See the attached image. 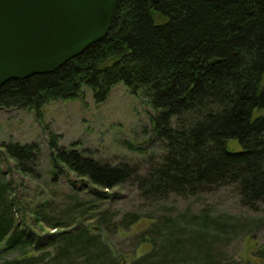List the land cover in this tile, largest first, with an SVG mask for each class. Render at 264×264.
Here are the masks:
<instances>
[{
	"label": "trees",
	"instance_id": "16d2710c",
	"mask_svg": "<svg viewBox=\"0 0 264 264\" xmlns=\"http://www.w3.org/2000/svg\"><path fill=\"white\" fill-rule=\"evenodd\" d=\"M118 83L153 109L148 140L155 149L143 167L97 160L58 145L50 133L54 173L63 167L76 177L75 188L77 182L88 183V192L107 200L114 196L107 190L129 182L149 203L229 186L241 206L259 210L264 205V0H117L103 38L51 72L5 81L0 109H29L41 118L50 101L77 99L90 89L94 101L102 102ZM229 139L241 149L231 151ZM1 146L17 170L34 173L35 142ZM11 189L0 181V250L20 249V256L1 264H31L39 257L52 264H187L197 258V244L210 228L204 217L203 229L183 241L172 236L178 222L167 220L158 241L146 234L148 242H136L130 254L142 243L149 249L126 260L102 237L99 225L41 234L13 222L12 205L18 201ZM38 206L34 223L45 214ZM106 213L101 211L96 222L102 224ZM44 218L54 229L66 224L59 217ZM55 236L59 242H32ZM26 247L40 254L22 250Z\"/></svg>",
	"mask_w": 264,
	"mask_h": 264
},
{
	"label": "rangeland",
	"instance_id": "374dc122",
	"mask_svg": "<svg viewBox=\"0 0 264 264\" xmlns=\"http://www.w3.org/2000/svg\"><path fill=\"white\" fill-rule=\"evenodd\" d=\"M152 113L153 109L122 83L113 86L102 102L94 101L90 89H85L82 97L77 99L50 101L43 107L41 118L29 109H0V181L10 183L11 194L14 193L18 201V205H12L13 222L20 221L26 228L41 234H56L67 228L72 233L99 225L106 242H111L115 250L130 260L149 249L147 243H142L130 254L136 242H148L144 239L146 234L157 241L164 235L165 229L159 230L162 222L176 220L178 223L173 225L172 236L185 241L197 234L198 229H203L199 223L208 217L207 238L198 242L197 258H189L185 263L264 264V205L259 210L241 206L229 186L188 198L170 195L160 202L149 203L140 197L134 186L124 182L112 189H103L114 195L107 200L95 198L88 192V183L77 182L79 187L75 188L71 180L76 177L63 167L55 173L52 170L50 133L56 135L58 145L76 148L97 160L111 164L128 162L143 167L146 154L155 149V144L148 140ZM8 141L37 144L36 172L28 176L16 169L14 161L1 149V144ZM227 144L231 151L241 149L236 139H229ZM47 200L49 205L43 206ZM39 203L42 215L44 212L50 220L59 217L66 224L54 229L40 213V221L34 223ZM103 210L107 212L106 218L100 224L96 221ZM132 214L137 215L136 218ZM59 240L55 236L32 242ZM190 249L193 252L194 247ZM28 252L34 256L40 254L39 250ZM18 256L20 249L0 250V264ZM40 260L41 257L31 264H52Z\"/></svg>",
	"mask_w": 264,
	"mask_h": 264
},
{
	"label": "water",
	"instance_id": "95a60500",
	"mask_svg": "<svg viewBox=\"0 0 264 264\" xmlns=\"http://www.w3.org/2000/svg\"><path fill=\"white\" fill-rule=\"evenodd\" d=\"M117 0H0V85L51 72L103 38Z\"/></svg>",
	"mask_w": 264,
	"mask_h": 264
}]
</instances>
